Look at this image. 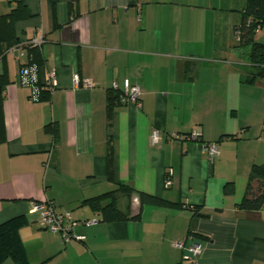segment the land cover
Segmentation results:
<instances>
[{"label":"crops","instance_id":"obj_1","mask_svg":"<svg viewBox=\"0 0 264 264\" xmlns=\"http://www.w3.org/2000/svg\"><path fill=\"white\" fill-rule=\"evenodd\" d=\"M20 1L19 48L0 52V224L26 217L27 264H264V209L238 207L253 165L264 164V80L244 81L249 61L233 53L247 1L0 0V15ZM262 27L255 39L264 43ZM39 33L40 74L54 71L57 86L32 101L20 70L38 57L25 43ZM75 74L95 85L76 86ZM127 80L140 86L142 106L109 110L110 89ZM192 131L203 141L172 137ZM202 142L217 143L213 160ZM121 185L141 195L134 218ZM112 191L128 218L104 219L87 202ZM45 199L99 221L75 226L84 239L65 244L32 212ZM177 240L201 243L202 253L185 260Z\"/></svg>","mask_w":264,"mask_h":264},{"label":"trees","instance_id":"obj_2","mask_svg":"<svg viewBox=\"0 0 264 264\" xmlns=\"http://www.w3.org/2000/svg\"><path fill=\"white\" fill-rule=\"evenodd\" d=\"M245 11L242 14V19L234 26V32L238 38V45H249V64L250 68L243 72L242 79L248 83H254L257 80H264V43L255 39L256 31L264 26V0H246ZM27 15L25 5L20 1L18 6L11 10L8 14L0 15V52H5L12 46L18 45L20 40L16 39L13 34V26L16 20L25 18ZM29 52L34 56L29 64L41 66L43 63L42 56L39 55L40 46L26 45ZM3 83H0V128L3 126L2 110L4 96L2 93ZM41 98L40 100L51 94V91L44 88L40 84ZM122 89H110L109 93V110L114 105L119 104V97ZM203 141L201 138L199 139ZM114 166V151L113 145L109 144L108 167L109 174L113 176ZM122 191H129L131 195L136 192L133 188L127 185H121ZM117 190V191H119ZM226 192L233 190V184L228 183L225 186ZM117 191H112L91 199H88L91 205H94L98 210H101L105 218L126 219L128 214L124 213L118 207ZM140 195V193H138ZM141 196V195H140ZM141 199V197H140ZM153 202L165 203L162 198L150 197ZM240 210L249 212L264 209V164L253 165L245 195L242 201L238 204ZM26 217L18 216L11 218L0 224V264L8 257L15 258L20 264H27V259L24 254V248L20 239L19 230Z\"/></svg>","mask_w":264,"mask_h":264},{"label":"built area","instance_id":"obj_3","mask_svg":"<svg viewBox=\"0 0 264 264\" xmlns=\"http://www.w3.org/2000/svg\"><path fill=\"white\" fill-rule=\"evenodd\" d=\"M44 36L39 33L32 39L26 41L25 45L40 46L44 42ZM18 45L12 47V50L18 49ZM21 83L31 89L30 100L38 101L41 98L40 84L42 83L44 88L49 91H53L57 86L56 74L54 71L49 72L43 77L40 74V68L37 65L27 64L22 66L20 70ZM74 83L76 86L92 87L94 82L88 78L81 79L78 74L74 76ZM112 89H119L117 83H114ZM123 91L120 93L119 104L128 105L133 104L137 107L142 106L141 101V88L137 84H132L128 80L125 81ZM159 131H154L152 138L157 141L159 136ZM201 133L197 131H192L190 133H173L172 137L175 139L184 140H198L201 138ZM202 150L208 154V157L213 160L216 155L219 154L218 146L216 142H202ZM166 183H171L169 179H166ZM32 212L38 214L39 225L49 229L53 232L59 233L63 243H70L73 240H83L84 236L78 235L74 232L75 226L82 223L85 225H92L99 221L97 217L93 219L78 221L73 217V213L69 209H61L56 201L51 199H45L42 201L34 202ZM174 245L182 250L187 249L188 254L184 255L185 260H194L202 253V245L199 242H194L193 244L187 246L184 240H177Z\"/></svg>","mask_w":264,"mask_h":264},{"label":"rangeland","instance_id":"obj_4","mask_svg":"<svg viewBox=\"0 0 264 264\" xmlns=\"http://www.w3.org/2000/svg\"><path fill=\"white\" fill-rule=\"evenodd\" d=\"M262 28H264V27H262ZM260 29L261 28H259L258 30H260ZM233 53L235 54V56L238 58V60L240 62H242L243 64H247L248 58H249V53H250V46L249 45H243L241 48L234 51Z\"/></svg>","mask_w":264,"mask_h":264},{"label":"water","instance_id":"obj_5","mask_svg":"<svg viewBox=\"0 0 264 264\" xmlns=\"http://www.w3.org/2000/svg\"><path fill=\"white\" fill-rule=\"evenodd\" d=\"M131 197H132V207H131L130 218H134L139 213L138 209H140L141 206V199L138 193H133Z\"/></svg>","mask_w":264,"mask_h":264}]
</instances>
